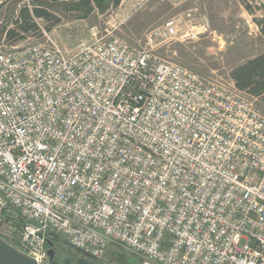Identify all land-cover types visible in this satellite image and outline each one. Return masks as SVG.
Wrapping results in <instances>:
<instances>
[{
	"label": "built area",
	"instance_id": "2783aa9c",
	"mask_svg": "<svg viewBox=\"0 0 264 264\" xmlns=\"http://www.w3.org/2000/svg\"><path fill=\"white\" fill-rule=\"evenodd\" d=\"M184 22L142 47L96 27L71 51L0 41V236L38 264L53 236L101 260L264 264V115L157 56Z\"/></svg>",
	"mask_w": 264,
	"mask_h": 264
},
{
	"label": "rangeland",
	"instance_id": "374dc122",
	"mask_svg": "<svg viewBox=\"0 0 264 264\" xmlns=\"http://www.w3.org/2000/svg\"><path fill=\"white\" fill-rule=\"evenodd\" d=\"M36 4L51 10L52 19L20 15L21 9ZM177 16L185 21L181 24L182 32L192 28L195 36L183 41L173 39L155 52L161 59L179 63L206 80L229 84L233 81L229 75L233 68L264 51V0H120L117 6L109 4L104 11H99L93 2L86 5V1L14 0L0 10V41L24 45L45 40L46 33L62 49L71 51L79 42L89 41L90 28L96 27L98 36L113 35L131 46L142 47L150 29ZM19 20L25 27L34 22L36 28L24 31L18 27ZM9 29L16 35L9 37ZM245 94L264 115V94ZM56 251L66 253L58 248ZM96 264L141 262L136 255L110 245Z\"/></svg>",
	"mask_w": 264,
	"mask_h": 264
},
{
	"label": "trees",
	"instance_id": "16d2710c",
	"mask_svg": "<svg viewBox=\"0 0 264 264\" xmlns=\"http://www.w3.org/2000/svg\"><path fill=\"white\" fill-rule=\"evenodd\" d=\"M62 0H41V2H57ZM70 2H80L86 1V5L93 2L96 8L99 11H104L105 7L109 4L112 6H117L120 0H64ZM32 12V14H31ZM20 15L22 17H31L32 15L37 18H42L47 21L52 19V12L43 4H36L30 9L23 8L20 10ZM18 27L22 30L27 31L32 28H36L34 22L28 24L25 27L19 20ZM259 26L262 27V23L259 22ZM9 37L16 35L15 31L12 29L7 30ZM230 77L233 80L235 86L240 89L246 91L250 96H261L264 94V51L259 53L258 55L248 59L242 64L237 65L230 71ZM53 242V249L56 252L58 248L60 251L64 250L66 253H61L60 259H56L53 257L50 259L52 264H96L92 259L86 258L85 255L77 251L76 249H72L70 247L64 248L63 242L57 236H53L51 238Z\"/></svg>",
	"mask_w": 264,
	"mask_h": 264
},
{
	"label": "water",
	"instance_id": "95a60500",
	"mask_svg": "<svg viewBox=\"0 0 264 264\" xmlns=\"http://www.w3.org/2000/svg\"><path fill=\"white\" fill-rule=\"evenodd\" d=\"M47 253L49 259L54 256L53 242L50 238L47 239ZM83 255L89 257L95 262H100L101 259L90 256L87 252L76 249ZM0 264H38L36 259L28 254L25 250L19 248L16 244L6 240L0 236Z\"/></svg>",
	"mask_w": 264,
	"mask_h": 264
},
{
	"label": "flooded vegetation",
	"instance_id": "af4514ba",
	"mask_svg": "<svg viewBox=\"0 0 264 264\" xmlns=\"http://www.w3.org/2000/svg\"><path fill=\"white\" fill-rule=\"evenodd\" d=\"M60 255H61V253L56 251V252H54L53 257H55L56 259H60Z\"/></svg>",
	"mask_w": 264,
	"mask_h": 264
}]
</instances>
